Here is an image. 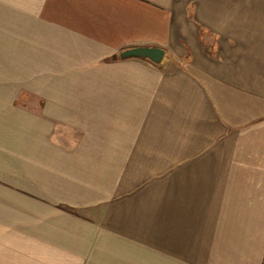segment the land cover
<instances>
[{"label": "crops", "instance_id": "0c3cea01", "mask_svg": "<svg viewBox=\"0 0 264 264\" xmlns=\"http://www.w3.org/2000/svg\"><path fill=\"white\" fill-rule=\"evenodd\" d=\"M0 264H264V0H0Z\"/></svg>", "mask_w": 264, "mask_h": 264}, {"label": "water", "instance_id": "95a60500", "mask_svg": "<svg viewBox=\"0 0 264 264\" xmlns=\"http://www.w3.org/2000/svg\"><path fill=\"white\" fill-rule=\"evenodd\" d=\"M122 58L138 57L148 59L151 62L158 64L165 56V49L158 46H135L121 51Z\"/></svg>", "mask_w": 264, "mask_h": 264}, {"label": "trees", "instance_id": "16d2710c", "mask_svg": "<svg viewBox=\"0 0 264 264\" xmlns=\"http://www.w3.org/2000/svg\"><path fill=\"white\" fill-rule=\"evenodd\" d=\"M121 56L120 55H117L115 57H113V59H117V58H120Z\"/></svg>", "mask_w": 264, "mask_h": 264}, {"label": "rangeland", "instance_id": "374dc122", "mask_svg": "<svg viewBox=\"0 0 264 264\" xmlns=\"http://www.w3.org/2000/svg\"><path fill=\"white\" fill-rule=\"evenodd\" d=\"M159 63H160V62H159ZM159 63H158V64H159ZM174 64H175V63H172V65H174Z\"/></svg>", "mask_w": 264, "mask_h": 264}]
</instances>
